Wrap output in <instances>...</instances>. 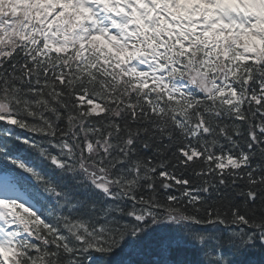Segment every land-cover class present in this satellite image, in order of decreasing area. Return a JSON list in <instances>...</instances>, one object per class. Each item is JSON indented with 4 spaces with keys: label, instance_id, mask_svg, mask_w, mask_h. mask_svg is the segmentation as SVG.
Returning a JSON list of instances; mask_svg holds the SVG:
<instances>
[{
    "label": "snow or ice",
    "instance_id": "6c2138e0",
    "mask_svg": "<svg viewBox=\"0 0 264 264\" xmlns=\"http://www.w3.org/2000/svg\"><path fill=\"white\" fill-rule=\"evenodd\" d=\"M0 264H264V0H0Z\"/></svg>",
    "mask_w": 264,
    "mask_h": 264
}]
</instances>
